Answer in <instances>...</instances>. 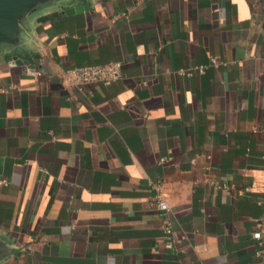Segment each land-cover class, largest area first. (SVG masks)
<instances>
[{
	"label": "crops",
	"instance_id": "1",
	"mask_svg": "<svg viewBox=\"0 0 264 264\" xmlns=\"http://www.w3.org/2000/svg\"><path fill=\"white\" fill-rule=\"evenodd\" d=\"M26 37L28 65L0 51V264H264V0H75Z\"/></svg>",
	"mask_w": 264,
	"mask_h": 264
},
{
	"label": "water",
	"instance_id": "2",
	"mask_svg": "<svg viewBox=\"0 0 264 264\" xmlns=\"http://www.w3.org/2000/svg\"><path fill=\"white\" fill-rule=\"evenodd\" d=\"M70 1L75 0H0V51L7 56L6 60L18 66L28 65L22 55L27 52L29 20L46 7ZM10 255L12 248L0 237V261Z\"/></svg>",
	"mask_w": 264,
	"mask_h": 264
},
{
	"label": "built area",
	"instance_id": "3",
	"mask_svg": "<svg viewBox=\"0 0 264 264\" xmlns=\"http://www.w3.org/2000/svg\"><path fill=\"white\" fill-rule=\"evenodd\" d=\"M204 66L189 67L188 69L182 71L185 75H191L194 72L201 73ZM121 78V63L117 61H112L104 65H84L75 66L68 68L63 73V80L70 86L73 87H87L96 83L114 82ZM256 132V130H254ZM6 181L0 180V186H5ZM157 208L161 211H168V206L161 194L156 196ZM162 229L167 236V242L164 244L166 249L171 247V229L168 221L164 219L162 221ZM252 238L256 240L261 239V232L256 231L252 233ZM261 245V244H260ZM260 256V253H256Z\"/></svg>",
	"mask_w": 264,
	"mask_h": 264
}]
</instances>
